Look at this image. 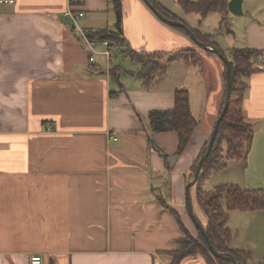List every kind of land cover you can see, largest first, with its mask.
Here are the masks:
<instances>
[{"label": "crops", "instance_id": "crops-1", "mask_svg": "<svg viewBox=\"0 0 264 264\" xmlns=\"http://www.w3.org/2000/svg\"><path fill=\"white\" fill-rule=\"evenodd\" d=\"M122 3L124 37L134 50L197 47L189 33L162 21L143 0ZM68 7V0L0 5V264H29L35 254L43 264H169L165 252L182 232L159 199L197 236L185 204L186 185L214 129L220 98L168 173L149 137L169 155L178 137L153 133L148 113L174 107L176 84L157 77L147 88L125 76L128 83L113 85L103 61L96 58L97 66L88 61ZM80 9L85 31L115 28L106 19L113 9L108 0H85ZM243 11L247 21L241 39L235 35V47L264 51V0H244ZM182 62L183 73L191 74L193 64ZM217 66L224 75L221 61ZM244 114L256 149L233 166L241 172L251 162L264 163V152L257 150L264 148V70L248 80ZM199 219L205 227L207 218ZM230 245L251 248L240 239L232 238ZM252 247H264V238L254 239ZM252 253L259 263L257 251ZM181 264L208 263L197 255Z\"/></svg>", "mask_w": 264, "mask_h": 264}, {"label": "trees", "instance_id": "trees-1", "mask_svg": "<svg viewBox=\"0 0 264 264\" xmlns=\"http://www.w3.org/2000/svg\"><path fill=\"white\" fill-rule=\"evenodd\" d=\"M108 1L113 6L116 15L115 28L87 29L86 32L90 38L96 40L107 39L115 47V51L111 57V66L108 70L111 78H116L123 70L122 65L115 64V61L130 59L131 64L136 63V65L133 64L134 68L129 71L126 70L125 74L130 72V75L141 80L147 88H150L159 74L168 72L169 62L161 60L165 52L134 50L123 33L122 22L124 15L122 0ZM150 1L169 20L185 23V26L182 28H174L186 34L190 30L199 41L209 43L218 48L217 44L209 39L211 35L202 33L198 28L190 27L178 15L168 10L160 2L156 0ZM176 1L183 7L186 13H198L201 18H205L212 13L223 15L221 25L226 22V15L230 12L228 8L230 0ZM75 2L76 0H69V4L72 6H76ZM78 8L80 7H73V11L77 12ZM197 48L190 47L177 50L175 55H170L169 61L180 58L187 64H198L201 59L196 53ZM218 49L231 62L229 107L220 123L211 153L204 161L199 178L194 185L196 187V198L207 216V224L204 229L208 239H206L199 229L197 236L192 235L185 227L181 215L174 209H171L170 205L163 198L159 199V202L164 207L163 210H170L175 216L182 232V235L175 241V247L165 252L170 259L169 264H181L185 258L197 255L204 256L208 264H232L229 260L214 256L209 248L210 244L219 252L231 253L238 264H249L253 259L252 251L243 248L233 249L230 245L232 241V229L228 225L229 216L232 211L236 210L244 212L264 211V188H245L232 183L220 184L211 190H207L204 187L213 173L227 167L229 160L245 157L247 146L251 143L253 136V126L246 120L244 114V101L248 88V80L253 74L264 70V65L259 66L257 62V59L261 55H264V51L251 47H234L226 52L221 48ZM221 60L225 66V90L219 108V115L225 104L227 90V66L223 59ZM92 70H94V67H92ZM114 93L112 91V94ZM148 120L153 133L173 132L178 137V146L172 155L167 154L162 149H158L154 140L149 137L152 147L156 148L165 159L167 172L170 173L174 167L173 159L176 161L183 153L199 124L198 118L192 111L189 90L176 89L174 107L170 109H153L148 113ZM208 141L193 165L191 174L188 177L189 179L192 178L200 159L205 155ZM257 264L264 263L259 262Z\"/></svg>", "mask_w": 264, "mask_h": 264}, {"label": "rangeland", "instance_id": "rangeland-1", "mask_svg": "<svg viewBox=\"0 0 264 264\" xmlns=\"http://www.w3.org/2000/svg\"><path fill=\"white\" fill-rule=\"evenodd\" d=\"M160 1L158 2L164 5L168 10H170L173 13L178 12L179 13L178 15L180 17L187 19L188 20L187 25L190 24L192 27L198 28L202 33L211 35V38L209 39L213 43H216L218 48H221L225 52L236 46L234 42V40L236 39L235 35L237 34L236 35L237 39L240 40L241 36L239 34H241L245 29L244 26L247 21V18L246 16L243 17V15L238 16L233 14L232 12H229L226 15L227 17L226 22L223 25H221V20L223 19V15H219L218 17L217 16L218 13L209 14L205 18H201L200 15L199 17H196V14H194L193 12L186 13L183 7L176 0H160ZM245 14L247 13L245 12ZM82 19L83 18L78 19V24L80 26ZM106 19L109 20L108 24L110 25V28L115 25L116 15L114 9L111 10V14L108 17H106ZM73 29L76 31L78 37L80 38L78 28L75 27ZM84 45L86 47L85 43ZM197 47L196 48L198 50H196V53L198 57H200L201 61L198 64L192 65L191 74L189 73V71H186L185 74L183 73L182 71L183 68H181L183 67L182 66L183 60H181L180 58H175V60L169 61L170 55H175L176 52L165 51V54L163 53L161 60H163L164 62H169L168 72L163 74L161 73L158 75V77H160V81L162 79H165L164 81L166 82L176 84L175 87L177 89L189 90L191 95L193 112L199 121L198 128L200 127L202 128L205 126V123L203 121L204 115L207 113L209 109L216 107V99L218 97L220 98V102L222 101L221 99H223L224 90H225V80H224L223 71H221V69H219V67L217 66V60L221 61L222 65L224 66L222 60L218 56H216V54L208 53L207 51L201 49L199 46ZM97 49L98 50L102 49V45L100 44V42H98ZM96 58H98L99 61L104 62L103 67H107L106 59L104 56L97 55ZM115 64L122 65L123 70L120 73V75L112 79L113 85L117 83V81L128 83L125 76H129L131 77V79L135 78L132 75H130V72L125 74V71L131 70L134 67V65H136V63H133L134 64L133 65L131 64L130 59H125L119 61L117 60L115 61ZM224 71H225V66H224ZM129 82H134V81H129ZM198 99L200 101V105L198 104ZM253 136H254V129H253ZM253 136L251 143L247 146L246 154L244 158H246L251 148L252 150L256 149L254 146L252 147ZM257 150L259 155L261 154V152H264V148H258ZM239 162H240L239 159L229 160L228 161L229 164L226 168L221 169L220 171H217L211 175V177L208 179V181L204 186L205 189L211 190L216 186L227 182L228 183L235 182L232 184L240 183L242 185H248V186H261L258 188H264V163L261 161H257L255 165L253 162H251L249 164V168L241 172L237 169H233V166L237 167L238 165L237 163ZM191 201H192L193 213L197 217V219L200 221L199 218L202 219H204V217L207 218L201 204L198 202L196 198L195 186L191 192ZM234 213L236 214H232L233 216L231 218L229 216L230 220H228V225L232 229V238L245 240L248 243L250 241L251 248L249 249H251L255 254L258 253L259 256L258 258H260L258 260L264 263V247H252L254 239L264 238V212L253 213V212L237 211ZM258 222L259 225L262 227H260L259 225L257 227L254 226ZM257 262L258 261L253 256V259L249 262V264H253V263L256 264Z\"/></svg>", "mask_w": 264, "mask_h": 264}, {"label": "water", "instance_id": "water-1", "mask_svg": "<svg viewBox=\"0 0 264 264\" xmlns=\"http://www.w3.org/2000/svg\"><path fill=\"white\" fill-rule=\"evenodd\" d=\"M148 6L149 8L164 22L168 23L169 25H171L172 27H178V28H182L185 26V23L182 21H175V20H169L168 18H166L164 15H162L156 8L155 6L152 4V2L150 0H143ZM228 8L229 11L232 12L235 15H243L244 11H243V0H230L228 3ZM188 33L191 37V39L195 42V44L197 46H199L201 49L207 51V52H211L216 54L219 58L223 59L224 63L227 66V70H226V77H227V90H226V96H225V104L224 107L215 123L214 129L211 133L210 139L208 141V148L207 151L205 153V155L200 159L198 166L196 168L195 173L193 174L192 178L189 180V182L186 185V208L187 211L189 213V216L191 217L193 223L195 224L196 228L199 229L207 238L206 233H205V229L203 227V225L199 222V220L197 219V217L194 215L193 213V207H192V201H191V188L196 184L201 169H202V165L204 163V161L207 159V157L209 156V154L211 153V150L213 148L214 142L216 140L217 134H218V130H219V126L220 123L229 107V99H230V92H231V81H230V72H231V62L229 61V59L227 57H225L220 51L219 49L214 46L211 45L209 43H205V42H201L197 39L196 35L191 32L190 30H188ZM209 248L212 251V254L214 256L220 257L222 259H226L232 262V264H238L235 257L231 254V253H222L219 252L217 250H215L213 248V246L210 244Z\"/></svg>", "mask_w": 264, "mask_h": 264}, {"label": "built area", "instance_id": "built-area-1", "mask_svg": "<svg viewBox=\"0 0 264 264\" xmlns=\"http://www.w3.org/2000/svg\"><path fill=\"white\" fill-rule=\"evenodd\" d=\"M69 2V0H68ZM85 0H76L75 5L72 6L69 4L68 10H67V15H69L72 19L74 27L78 28V32L80 35V38L83 40V42L86 44V50L88 54V61L90 63H94L96 65V56L97 55H102L106 59V64H107V69L109 70L111 66V57L115 51V47H113L110 44V41L107 39L104 40H96L92 39L88 36L87 32L79 27L78 25V19L82 17L85 13L82 11L80 8L84 4ZM15 0H0V4H14ZM73 7H80L77 12L73 11ZM98 42L102 45V49L98 50L97 45ZM257 62L259 63V66L264 65V55H261L258 59ZM97 66V65H96ZM53 124L49 123L48 124V129H52ZM29 264H43V258L41 255L35 254L31 255L29 259Z\"/></svg>", "mask_w": 264, "mask_h": 264}]
</instances>
